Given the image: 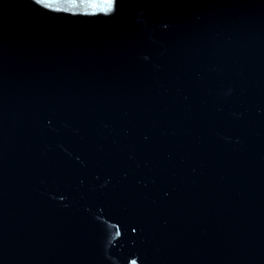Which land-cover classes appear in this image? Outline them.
Returning <instances> with one entry per match:
<instances>
[{
  "label": "water",
  "instance_id": "1",
  "mask_svg": "<svg viewBox=\"0 0 264 264\" xmlns=\"http://www.w3.org/2000/svg\"><path fill=\"white\" fill-rule=\"evenodd\" d=\"M0 0V264H264V0Z\"/></svg>",
  "mask_w": 264,
  "mask_h": 264
},
{
  "label": "snow or ice",
  "instance_id": "2",
  "mask_svg": "<svg viewBox=\"0 0 264 264\" xmlns=\"http://www.w3.org/2000/svg\"><path fill=\"white\" fill-rule=\"evenodd\" d=\"M36 4L42 5L45 8H55V10H61L57 5L60 0H34ZM68 5L67 8H63V11L67 12L77 7H87L93 10L110 11L113 5V0H63Z\"/></svg>",
  "mask_w": 264,
  "mask_h": 264
}]
</instances>
